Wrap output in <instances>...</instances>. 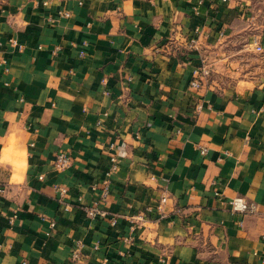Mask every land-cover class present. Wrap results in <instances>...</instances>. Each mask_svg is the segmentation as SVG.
I'll return each mask as SVG.
<instances>
[{
    "label": "crops",
    "instance_id": "crops-1",
    "mask_svg": "<svg viewBox=\"0 0 264 264\" xmlns=\"http://www.w3.org/2000/svg\"><path fill=\"white\" fill-rule=\"evenodd\" d=\"M0 188V264H264V0L1 4Z\"/></svg>",
    "mask_w": 264,
    "mask_h": 264
},
{
    "label": "built area",
    "instance_id": "built-area-1",
    "mask_svg": "<svg viewBox=\"0 0 264 264\" xmlns=\"http://www.w3.org/2000/svg\"><path fill=\"white\" fill-rule=\"evenodd\" d=\"M193 42H194V41L192 40V43H193ZM256 49H257V51H261V50H262L261 46H257ZM205 66H206V65L203 66V69H204V71L207 73L208 71H207V69L205 68ZM192 86L195 87V88H199V87H200V84H199L198 82H193V83H192ZM198 108H200V106H199ZM206 152H207L206 149L201 150V153H202V154H206ZM113 162H114V164H113V166H112L110 172L107 174V177H109V176L111 175V173H113L114 171H116V170L118 169L117 162H116L115 159H113ZM70 165H71V160H70V158H69L66 154H60V155L57 156V159H56V161H55V167H56L57 169H59V170H65V169H67ZM108 184H109V181H108V178H107V180L103 183V193H104V195H107V194H108V190H109V186H108ZM3 191H4V190H3L2 188H0V194H1ZM162 201L165 202L166 199L163 198ZM232 204H233L235 210H237V211H241V212H243V213H249V214H252V213H254L255 210H256V207H255L254 204H247V203H245V202H241V201H233ZM88 212H89V214H90L91 216H94L95 213H96V210H94V209H89ZM74 257H75V258H78V257H79V255H78L77 252L74 253ZM102 264H108V263H107V262H103Z\"/></svg>",
    "mask_w": 264,
    "mask_h": 264
},
{
    "label": "rangeland",
    "instance_id": "rangeland-1",
    "mask_svg": "<svg viewBox=\"0 0 264 264\" xmlns=\"http://www.w3.org/2000/svg\"><path fill=\"white\" fill-rule=\"evenodd\" d=\"M8 1H10V0H0V5L1 4H6Z\"/></svg>",
    "mask_w": 264,
    "mask_h": 264
}]
</instances>
